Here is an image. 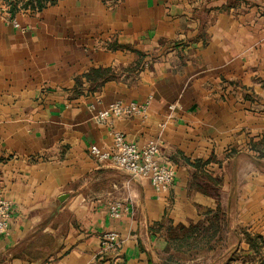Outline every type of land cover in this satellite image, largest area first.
Wrapping results in <instances>:
<instances>
[{
    "label": "crops",
    "instance_id": "crops-1",
    "mask_svg": "<svg viewBox=\"0 0 264 264\" xmlns=\"http://www.w3.org/2000/svg\"><path fill=\"white\" fill-rule=\"evenodd\" d=\"M149 96L145 122L96 119ZM114 130L160 140L159 162L176 169L168 192L94 158ZM0 197L13 203L0 264H161L175 240L214 224L228 244L219 260L184 264H264V0L0 12ZM108 230L115 250L101 248Z\"/></svg>",
    "mask_w": 264,
    "mask_h": 264
},
{
    "label": "built area",
    "instance_id": "built-area-1",
    "mask_svg": "<svg viewBox=\"0 0 264 264\" xmlns=\"http://www.w3.org/2000/svg\"><path fill=\"white\" fill-rule=\"evenodd\" d=\"M8 12L4 3L0 12ZM10 16V14H9ZM12 22L20 27L16 19ZM152 96H149L143 102L126 101L118 99L110 103L106 108L96 114L99 122H107L110 119L120 117H137L145 122L149 117V106ZM112 148H101L98 145H92L90 152L99 162L108 161L113 165L129 172L132 177L148 179L156 192H168L170 186L175 180L176 169L173 165L161 163L158 160L160 140H150L145 144H138L129 140L126 135L118 130L112 132ZM13 203L10 199L0 197V235L8 234L10 229ZM123 204L116 200L109 204V215L113 219L121 217ZM120 244V234L116 230H108L101 234V248L103 250H115Z\"/></svg>",
    "mask_w": 264,
    "mask_h": 264
},
{
    "label": "rangeland",
    "instance_id": "rangeland-1",
    "mask_svg": "<svg viewBox=\"0 0 264 264\" xmlns=\"http://www.w3.org/2000/svg\"><path fill=\"white\" fill-rule=\"evenodd\" d=\"M3 4L4 1L0 0V9ZM19 5L21 6L22 4L19 3ZM208 227L209 231L202 230L200 233L199 229L193 236H184V238L179 241L175 240L171 249L172 253L168 254L161 264H184L185 260L197 257V255L204 252H208L213 260L218 261L221 257L220 254L227 249L228 244L224 242V239L221 240V238H217L219 235L213 238L218 231L217 225H209ZM222 233L223 232H221L220 236H223ZM177 234L184 235L185 232ZM206 236L210 238L206 239ZM236 254L237 253H235V256Z\"/></svg>",
    "mask_w": 264,
    "mask_h": 264
},
{
    "label": "trees",
    "instance_id": "trees-1",
    "mask_svg": "<svg viewBox=\"0 0 264 264\" xmlns=\"http://www.w3.org/2000/svg\"><path fill=\"white\" fill-rule=\"evenodd\" d=\"M3 1L8 8V12L10 16L14 17L16 13L22 8H31L33 10H41L50 4H55L58 0H3ZM19 3H21L22 5L20 6ZM197 230L198 228L194 227V228H191V231L189 232L194 233ZM249 241L252 242V244L254 243V241L259 243L257 239L255 240L249 239Z\"/></svg>",
    "mask_w": 264,
    "mask_h": 264
},
{
    "label": "water",
    "instance_id": "water-1",
    "mask_svg": "<svg viewBox=\"0 0 264 264\" xmlns=\"http://www.w3.org/2000/svg\"><path fill=\"white\" fill-rule=\"evenodd\" d=\"M61 199H64V198H61Z\"/></svg>",
    "mask_w": 264,
    "mask_h": 264
}]
</instances>
